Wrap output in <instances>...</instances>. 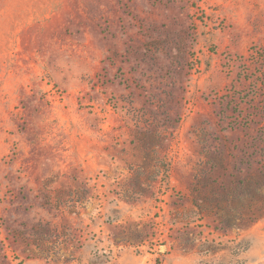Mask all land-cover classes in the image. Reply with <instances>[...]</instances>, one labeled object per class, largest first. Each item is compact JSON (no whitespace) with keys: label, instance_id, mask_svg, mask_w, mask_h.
Instances as JSON below:
<instances>
[{"label":"rangeland","instance_id":"374dc122","mask_svg":"<svg viewBox=\"0 0 264 264\" xmlns=\"http://www.w3.org/2000/svg\"><path fill=\"white\" fill-rule=\"evenodd\" d=\"M0 264H264V0H0Z\"/></svg>","mask_w":264,"mask_h":264}]
</instances>
